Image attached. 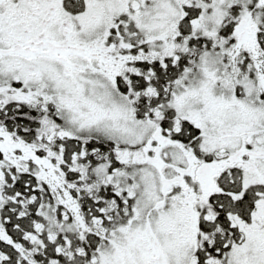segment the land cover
<instances>
[{"label": "snow or ice", "instance_id": "snow-or-ice-1", "mask_svg": "<svg viewBox=\"0 0 264 264\" xmlns=\"http://www.w3.org/2000/svg\"><path fill=\"white\" fill-rule=\"evenodd\" d=\"M0 264H264V0H0Z\"/></svg>", "mask_w": 264, "mask_h": 264}]
</instances>
